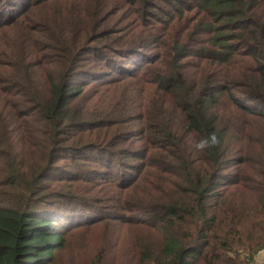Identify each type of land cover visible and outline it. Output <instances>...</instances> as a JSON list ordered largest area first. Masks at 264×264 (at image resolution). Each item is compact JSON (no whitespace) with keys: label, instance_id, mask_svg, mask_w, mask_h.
I'll return each instance as SVG.
<instances>
[{"label":"trees","instance_id":"1","mask_svg":"<svg viewBox=\"0 0 264 264\" xmlns=\"http://www.w3.org/2000/svg\"><path fill=\"white\" fill-rule=\"evenodd\" d=\"M0 1V264H57L106 209L135 264H252L264 0Z\"/></svg>","mask_w":264,"mask_h":264},{"label":"rangeland","instance_id":"2","mask_svg":"<svg viewBox=\"0 0 264 264\" xmlns=\"http://www.w3.org/2000/svg\"><path fill=\"white\" fill-rule=\"evenodd\" d=\"M0 6H3L1 1ZM94 203L98 204L97 207L112 205L104 197ZM106 210V218L99 215L91 218L94 220L89 224L71 228L67 234V244L58 254L57 264H135L133 255L141 232L136 234L134 227L121 226V220L108 216L110 209ZM153 237L156 243L160 242V236ZM121 248L124 249L123 257L117 254Z\"/></svg>","mask_w":264,"mask_h":264},{"label":"crops","instance_id":"3","mask_svg":"<svg viewBox=\"0 0 264 264\" xmlns=\"http://www.w3.org/2000/svg\"><path fill=\"white\" fill-rule=\"evenodd\" d=\"M264 256V250L263 251H259L257 254H256V259L255 261L259 260V259H262V257ZM254 261V262H255Z\"/></svg>","mask_w":264,"mask_h":264},{"label":"built area","instance_id":"4","mask_svg":"<svg viewBox=\"0 0 264 264\" xmlns=\"http://www.w3.org/2000/svg\"><path fill=\"white\" fill-rule=\"evenodd\" d=\"M263 250H264V248L261 249V251H263ZM252 264H264V256L262 257V259H259L255 262H253Z\"/></svg>","mask_w":264,"mask_h":264}]
</instances>
